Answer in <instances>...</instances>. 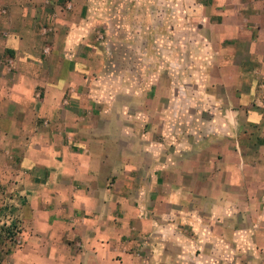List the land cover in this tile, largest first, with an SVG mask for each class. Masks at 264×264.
I'll return each mask as SVG.
<instances>
[{
    "label": "crops",
    "instance_id": "obj_1",
    "mask_svg": "<svg viewBox=\"0 0 264 264\" xmlns=\"http://www.w3.org/2000/svg\"><path fill=\"white\" fill-rule=\"evenodd\" d=\"M100 1L0 0V264H264V0L204 1V65Z\"/></svg>",
    "mask_w": 264,
    "mask_h": 264
},
{
    "label": "rangeland",
    "instance_id": "obj_2",
    "mask_svg": "<svg viewBox=\"0 0 264 264\" xmlns=\"http://www.w3.org/2000/svg\"><path fill=\"white\" fill-rule=\"evenodd\" d=\"M204 1L116 0L113 14L119 13L122 9L125 16L123 15L122 22L119 16L115 19L113 29L122 31L120 34L124 42L131 46L126 65H204L207 61L205 57L207 49H214L213 45L210 47L205 44L206 41L202 37V30L209 31L205 26L207 10ZM96 8L100 13L95 28L98 39L102 43L120 45L119 39H111L102 33L105 31V23H110V2L106 5L102 0ZM146 13L154 20V35L152 27L149 28L146 23L141 26L142 22L137 19L138 16L144 17ZM138 27L143 28L144 38L136 36L135 31ZM113 35L119 37L118 33ZM125 47L122 48L123 51H126ZM118 53L120 54L119 48ZM167 72L163 66L161 74L168 78ZM180 72L185 71L180 69ZM135 75V72H130V76Z\"/></svg>",
    "mask_w": 264,
    "mask_h": 264
},
{
    "label": "built area",
    "instance_id": "obj_3",
    "mask_svg": "<svg viewBox=\"0 0 264 264\" xmlns=\"http://www.w3.org/2000/svg\"><path fill=\"white\" fill-rule=\"evenodd\" d=\"M15 222H16L15 214H11V215L9 214L6 219L0 220L1 225H6L11 228H13V225L15 224Z\"/></svg>",
    "mask_w": 264,
    "mask_h": 264
}]
</instances>
